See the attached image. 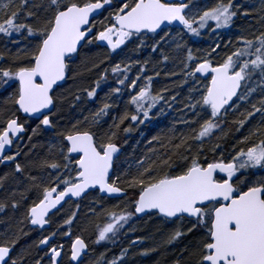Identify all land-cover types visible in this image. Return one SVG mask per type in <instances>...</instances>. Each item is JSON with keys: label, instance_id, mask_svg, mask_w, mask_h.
Listing matches in <instances>:
<instances>
[{"label": "snow or ice", "instance_id": "6c2138e0", "mask_svg": "<svg viewBox=\"0 0 264 264\" xmlns=\"http://www.w3.org/2000/svg\"><path fill=\"white\" fill-rule=\"evenodd\" d=\"M253 11L258 27L250 23L235 41L195 52L185 42ZM0 45V165L11 169L0 175V213H20L14 226L0 219V264H83L89 243L73 228L93 193L89 212L105 218L94 244L115 243L126 226L135 231L130 222L148 217L172 226L164 243L182 245L173 264H264V0L252 11L236 0H0ZM129 45L133 53L149 48L157 63L179 59L180 73L169 75L187 86L184 130L152 136L131 160L121 158V133L164 115L180 93L153 92L160 72L145 74L150 60L126 56L100 70ZM96 70L91 85L65 88ZM109 75L114 85L100 106L85 108ZM125 92L123 111L110 116ZM106 199L120 203L105 207ZM27 227L42 235L18 251ZM142 243L130 240L95 264H127L129 249ZM33 247L43 255L32 256Z\"/></svg>", "mask_w": 264, "mask_h": 264}, {"label": "trees", "instance_id": "16d2710c", "mask_svg": "<svg viewBox=\"0 0 264 264\" xmlns=\"http://www.w3.org/2000/svg\"><path fill=\"white\" fill-rule=\"evenodd\" d=\"M207 3L211 5L214 3V0H200V4ZM237 3H240L243 8L252 11L253 9L260 8V0H236ZM257 13L253 11V15L248 18H240L237 17L233 26L230 29H222L218 30L216 33H210L208 30H204L200 37H185V42L188 47L192 48L195 52L197 49L203 50L207 49L213 41H223L227 42L229 39L235 41L238 34L243 33L247 34L245 31L249 24L252 23L254 27H258L255 25V18ZM175 34V31H173ZM2 47V45H0ZM132 45H129L127 49L123 52H118L113 54L111 59L106 62L105 65L101 66V69L106 66H110L111 63L115 61H119L126 56H132L134 59H139L141 62L144 60H150L151 62L147 65L146 75L155 76V72L159 71L160 76L155 77L153 81V92L160 91L161 89L167 87L170 89V92L164 93L166 97L172 94L180 93L177 97V102L173 104L171 109L165 106V114L160 115L154 118L150 123L145 125H140L130 134L121 133L120 140L118 143L123 148L122 159L127 157L128 159H135L141 156L147 150V141L152 138L154 135L160 134L162 131H167L168 128L175 125L177 128L184 130V126L179 124V119L181 116V112L179 111L183 105L180 102L187 92V86L181 88V75L171 76L169 75L172 72L180 73L181 66L179 63V59L170 60L167 64L157 63L156 54L151 53L149 48H145L139 53L132 52ZM98 54H100L101 58H103L104 49H97ZM138 67H133L129 75L134 77L138 72ZM96 70L93 72H85L84 75L78 79L75 85L72 84L71 81L65 85V88L71 86L72 88L77 87H86L93 83L95 78L99 75V71ZM114 85V79L109 75L108 83H105L102 86V89L99 90L98 97L95 103H86L84 105L85 108L90 110H95L98 108L102 102V98L105 93L108 91L109 86ZM127 92L122 95L117 101L120 105L119 108H116L112 111L110 116H116L124 109V103L127 99ZM66 115H71L67 105L64 109ZM155 111V110H154ZM87 114V113H85ZM107 123H111L110 117L105 118ZM231 119V117H230ZM127 124V122H126ZM107 126V124H106ZM230 127V126H229ZM234 133V129H233ZM236 136L239 133H235ZM51 137V133L41 138V142L49 139ZM229 143L232 142V137L229 138ZM37 152H43V149L38 148ZM11 169L8 166H5L0 169V175H3L6 172H9ZM9 187H15V185L10 184ZM6 192L0 191V198L6 196ZM97 196L96 193L90 195L87 199L81 201V207L79 212V218L77 219L73 231L76 234H82L86 241L89 243V252L85 256L83 260V264H95L96 259L103 253L105 254V258L107 260H111L114 257L119 256L121 248L129 247L130 240H134L139 238H143V243L138 244L129 249V254L127 259V264H173V260L179 255L180 250L182 248L181 244L176 245H166L164 243L167 233L171 231V225H165L160 223L159 221L153 219H149L145 217L143 219H134V221L130 222L131 226L135 228V231L129 230V227L126 226L124 230L116 237L115 243L105 241L100 244H94L93 241L96 238V229L95 226L100 224L101 226L105 223V218L103 215L99 217L93 216L89 212V208L92 206V201ZM97 205L101 203L98 199L96 200ZM105 207H112L115 204L120 203L118 199H106L102 202ZM74 205L69 203L65 205L64 212L68 213L74 209ZM97 211L100 209L97 207ZM20 217L19 212H13L11 209L7 211V214H3L1 219L7 221L9 224L15 225L17 219ZM57 219V218H54ZM55 227V224L53 225ZM82 228H86L87 231L81 232ZM3 229V225H0V230ZM25 231H28L30 234L27 237H23L20 240L19 245L17 246V250H21L23 248H27L30 245H33L35 241L41 237L42 233L39 229L32 230L31 227L25 228ZM43 234H47L46 232ZM156 248L157 251L150 252L147 256H141L139 253L144 249ZM32 256L43 255V251L35 249L34 247L31 249ZM29 264H31V258L29 259Z\"/></svg>", "mask_w": 264, "mask_h": 264}, {"label": "water", "instance_id": "95a60500", "mask_svg": "<svg viewBox=\"0 0 264 264\" xmlns=\"http://www.w3.org/2000/svg\"><path fill=\"white\" fill-rule=\"evenodd\" d=\"M121 150H122V153H123L124 150H123L122 147H121ZM1 216H2V213H0V219H1ZM144 218H145V217H144ZM88 252H89V249H88ZM88 252H87V254H88ZM87 254H86V255H87ZM86 255H85V256H86ZM85 256L83 257V260H84Z\"/></svg>", "mask_w": 264, "mask_h": 264}, {"label": "flooded vegetation", "instance_id": "af4514ba", "mask_svg": "<svg viewBox=\"0 0 264 264\" xmlns=\"http://www.w3.org/2000/svg\"><path fill=\"white\" fill-rule=\"evenodd\" d=\"M4 167V165H0V169H2Z\"/></svg>", "mask_w": 264, "mask_h": 264}]
</instances>
